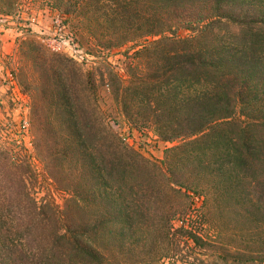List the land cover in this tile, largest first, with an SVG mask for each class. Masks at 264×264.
Wrapping results in <instances>:
<instances>
[{
	"label": "rangeland",
	"instance_id": "1",
	"mask_svg": "<svg viewBox=\"0 0 264 264\" xmlns=\"http://www.w3.org/2000/svg\"><path fill=\"white\" fill-rule=\"evenodd\" d=\"M103 1L0 0V186H12L14 191L13 198L7 192L9 196L0 194V200H50L62 209L71 198L83 197L84 175L75 146L80 137L67 126L70 120L61 108L65 102L60 93L66 84L72 101L89 108L93 120L98 110L96 117L104 121L111 140L114 135L116 142L132 149L156 172L167 173V179L176 173L175 180L170 179L173 184L168 183L176 190L168 189L165 196L154 192L167 189L160 181L152 186L151 180L142 179L136 185V195L137 191L146 195L142 205L151 209L150 218H144L147 221L138 231L126 236L118 232L100 242L99 249L111 257V264L252 263L264 251V182L245 181L248 199L234 204L215 200L220 188L210 168L184 166L179 167L182 172L171 173L168 163L174 159L168 160V150L182 144L184 137L167 141V134L145 120L131 96L124 100L116 91L146 70L142 49L161 37L148 35L147 29L153 27L157 33L163 26L165 35H194L202 27L188 21L215 18L213 3L192 0L181 7V18L170 15L163 22V13L157 14L162 24L153 26L147 21L149 9L159 4L135 0L125 13L116 3L102 8ZM242 9L226 7L223 13L235 17L233 13L238 15ZM220 22L227 32L238 29L232 20ZM218 26L211 37L221 31ZM63 153L65 162L59 159ZM88 182L93 185L94 179ZM165 200L174 203L176 212L168 237L160 228L162 213L169 209V204L160 207ZM103 208L94 211L96 219L103 216ZM49 223L56 226L59 216ZM28 256L29 249L16 253L0 233V264H28L23 260Z\"/></svg>",
	"mask_w": 264,
	"mask_h": 264
},
{
	"label": "trees",
	"instance_id": "2",
	"mask_svg": "<svg viewBox=\"0 0 264 264\" xmlns=\"http://www.w3.org/2000/svg\"><path fill=\"white\" fill-rule=\"evenodd\" d=\"M190 1L148 0V4L160 5L149 9V25L162 24L170 15L181 18V7ZM203 1L213 3L216 19L188 21L200 23L202 29L187 37L162 34L166 31L163 26L157 33L153 27L147 29L148 35L161 37L141 51L146 70L136 73L127 86L118 85L116 91L124 100L131 96L145 120L167 134V141L184 137L182 144L168 150V160L174 159L168 163L171 173L182 172L184 169L179 167L184 166L210 168L220 188L215 200L240 204L248 199L243 190L245 181L264 182V0ZM118 2L121 0H104L102 8L116 3L127 13L126 8L136 3ZM247 5L252 8H245ZM238 6L243 9L238 15L233 13L235 17L223 13V8ZM162 13L161 21L155 16ZM224 18L236 23L237 31L227 32L220 26ZM202 22L206 24L202 26ZM216 24L221 31L211 37ZM69 87L63 85L60 96L65 106L61 108L70 120L67 126L80 137L75 146L82 168L79 171L84 175L83 197L71 198L62 209L50 200H0V233L16 253L22 248L30 250L31 256L23 258L28 264H111V257L99 249L100 242L106 243L105 239L118 232L126 236L138 231L151 214V209L142 205L146 195L139 196L138 191L136 195V185L142 184V179L151 180L152 186L160 181L167 189L157 188L154 192L165 196L168 189L176 190L168 185L169 181L173 184L176 173L167 179V173L162 169L156 172L132 149L116 142L114 135L111 140L104 121L96 117L98 110L93 120L89 108L72 101ZM65 156L60 155V161L65 162ZM88 175L94 179L93 185ZM158 175L165 179H158ZM0 187V194L10 192L9 198L14 197L12 186ZM147 199L152 201L148 195ZM164 202L160 207L169 204V209L162 213L164 224L160 228L168 237L176 212L174 203ZM98 207L105 211L96 219L94 211ZM56 216L60 223L51 226L49 219ZM258 258L238 264H264V251Z\"/></svg>",
	"mask_w": 264,
	"mask_h": 264
}]
</instances>
